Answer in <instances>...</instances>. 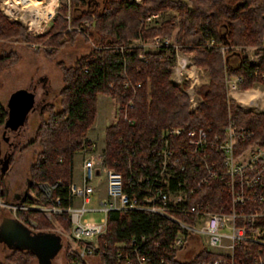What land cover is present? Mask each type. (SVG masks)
<instances>
[{
    "label": "trees",
    "instance_id": "16d2710c",
    "mask_svg": "<svg viewBox=\"0 0 264 264\" xmlns=\"http://www.w3.org/2000/svg\"><path fill=\"white\" fill-rule=\"evenodd\" d=\"M152 14H159V19L145 23ZM154 36L171 38L181 52L191 54L195 67L207 72V83L195 89L201 102L194 110L187 87L171 79L174 49H147L136 44L151 43ZM79 37L90 43L91 48L70 66L56 61L63 84L58 94L60 108L55 110L52 103L41 107L34 138L26 146L38 143L41 148L29 168L30 195L22 194L19 199L22 203L15 197L12 202L28 207L12 215L23 225L34 222L31 232L48 233L55 229L53 221L30 207L50 206L52 198L66 193L57 187L48 198L40 186L50 187L57 182L68 186L73 180L74 155L89 145L87 133L95 121L99 95L116 105L130 97L133 100L134 106L127 112L130 121L124 120L122 113L105 128L101 156L103 166L120 172L124 190L138 200L159 173L158 138L163 130H182L180 136L170 139V148L185 166L186 173L182 175L190 186L203 173L198 161L191 160L192 149L186 136L191 128L221 132L228 120L233 119L264 139V112L242 110L228 95L226 86V80L235 77L242 79L237 84L240 90L264 83V79L253 74L256 69L264 70V0H142L140 4L133 0H66L57 8L46 30L35 35L0 10V41L34 44L36 51H42L50 61ZM249 47L255 48L259 64L244 55ZM220 48H224L223 53ZM140 55L144 58H139ZM15 61L12 51L0 52V73ZM127 80L133 85L139 83L140 87L132 92L124 86ZM6 117V108L0 101V129ZM13 154L11 151L9 162ZM174 168L179 170V166ZM5 176L6 172L0 175V199L8 203ZM177 181L178 176L168 179L170 190L177 189ZM191 197H194L191 202L212 203V211L217 209V200H226L215 181L205 187L203 194L193 192ZM5 209L0 206V219ZM54 220L66 233L70 231L69 222L60 216ZM175 232V225L156 213L109 212L105 232L99 238V251L103 252L95 255L99 264H125L118 257L119 245H127L133 238L139 244L144 237L139 251L150 257L148 264H193L205 257L201 251L192 261L178 260V251L171 248ZM64 256L65 264H84L70 246H66ZM34 258L30 250L15 248L0 258V264H31Z\"/></svg>",
    "mask_w": 264,
    "mask_h": 264
},
{
    "label": "built area",
    "instance_id": "2783aa9c",
    "mask_svg": "<svg viewBox=\"0 0 264 264\" xmlns=\"http://www.w3.org/2000/svg\"><path fill=\"white\" fill-rule=\"evenodd\" d=\"M49 1L38 0L36 3L35 0H29L27 4H22L21 0H5L6 6L4 10L0 7V10L9 19L20 21L30 34H41L59 7L58 0L54 4H49ZM133 1L139 4L141 0ZM158 17L159 14L149 15L145 23L157 20ZM136 44L147 49L172 47L176 57L173 65L176 74L189 78L197 72L190 58L179 53L181 51H178V46L171 38L154 36L151 43ZM220 51L223 53L224 48H220ZM139 58L144 57L140 55ZM260 73L256 69L253 74L258 76ZM190 79L189 86L192 90L195 78ZM241 81L240 77L227 79V93L239 90L237 84ZM124 86L135 92L140 84L133 85L127 80ZM189 99L190 107L198 105L191 91ZM133 106L131 97L123 104H114L113 122L122 113L123 119L130 121L127 112ZM181 134L180 128H169L160 133L158 140L161 149L157 153L161 159L159 173L153 178L151 188L145 191L141 200L124 190L121 173L103 166L101 154L94 152V148L90 146V151L87 152L89 155L82 162L78 178H74L68 186L61 182L50 187L40 186L48 198L52 195L51 190L57 187H62L66 193L52 198L50 206L30 208L40 210L48 220L60 216L69 222L68 234L77 244L80 258L103 252L99 251V238L105 232L109 212L123 214L127 210H143L161 215L175 225L171 248L178 251V260L181 256L187 258L180 260L181 262L192 261L203 251L205 257L193 264H264V144L258 145V151L251 154L249 160L238 163L236 159H240V153L236 154V145L254 139L253 130L230 124L221 135L204 127L191 128L186 135L187 144L192 149L191 160L198 161L203 173L190 186L186 176L182 175L186 173L185 166L170 148V139ZM245 145L246 149L250 148V144ZM175 165L179 166V170L174 168ZM172 175L178 176L177 189L174 191L170 190L168 182ZM101 176H104L106 196L97 200L95 187ZM213 181L226 196L224 202H215V211L210 210L212 203L208 201L191 202L193 192L203 194L205 187ZM4 207L10 209L13 215L16 210L28 208L21 204L6 203ZM92 212L101 215L98 221L84 217L86 213ZM25 226L33 230L35 223L30 221L29 226ZM144 241V237H141L139 244L136 238L131 239L127 245L120 244L119 259L125 264H148L150 257L141 255L139 251V245ZM187 247L190 250H186Z\"/></svg>",
    "mask_w": 264,
    "mask_h": 264
},
{
    "label": "rangeland",
    "instance_id": "374dc122",
    "mask_svg": "<svg viewBox=\"0 0 264 264\" xmlns=\"http://www.w3.org/2000/svg\"><path fill=\"white\" fill-rule=\"evenodd\" d=\"M64 1L66 0H58V5H60ZM2 2L3 3L0 4V7L2 10H4L6 6L4 4L5 0H2ZM35 2L37 3L38 0H35ZM90 48H91V44L84 42L79 37L73 45H66L61 50H59L55 59L53 61H50L49 59H47V56L42 51L39 52L36 51V46L34 44L28 45L23 42L0 41L1 53H7L12 51L16 55L15 63L0 73V101L2 105L6 108L7 101L10 98V96L15 91L20 89H25L28 91L34 90L35 98L38 102L34 110H32L26 118L24 128L21 131L22 135L20 134L14 137L12 143L2 134V129H0V175H3V173L6 172L5 180L7 182V187H8L7 196L9 199L8 203L0 199L1 207H4L5 203L14 204L12 203L14 199V195H18V197L15 198V200L18 201L28 185L30 165L34 163L36 156L41 148L38 143L28 146L27 148L26 146L29 145L34 138L35 130L39 122L41 107L44 104L52 103L55 107V110H58L60 108L58 94L63 84H62L61 71L55 65L56 61L59 60L63 62L65 65L70 66L80 55L86 53ZM254 50L255 48L249 47L245 50L244 55L248 57L250 62L259 64V59L255 55ZM178 51H180L179 48ZM179 53H181V55H184L188 58H191V54H187L183 52H179ZM189 60L191 61V59ZM175 62H176V57H175ZM260 71L261 73L256 77L260 79H264V70H260ZM192 77L195 78L193 84L196 87L203 82L201 79L202 74L199 73L198 70L196 74L193 73ZM241 91L245 93L252 92L255 94L254 99L250 100L251 102L248 104L246 103L239 104L234 99L236 101V104L242 110L253 111L255 113L264 112L263 82L256 83L251 87ZM97 102H98V108H97L95 121L93 126L89 129L87 133V139L89 145L87 146V149H83L82 151L75 153L74 155V168H75V172L77 173L78 170H80L81 161L83 162L84 158H86V156L89 155V153L87 152L90 151V146L94 148V152L100 154L102 153V150L104 148L105 128L114 121L113 114L111 112V108L114 106L113 101L103 95H99L97 98ZM230 124L249 128L245 125L237 124L233 119H229L227 124L223 127L222 131L215 133H219L223 135L224 132L227 131ZM244 143L250 144V148L246 149V145ZM244 143H240L236 145V154L240 153L239 155L240 159H236L238 163L246 162L247 160H249L250 155L258 151L259 149L258 145L261 146L262 144H264V139L257 137L255 132V138L250 141H246ZM24 147L25 149H23ZM11 151L12 153L14 152V154L12 161L9 162L8 157ZM100 179L104 180V176H101ZM104 189H105V184L104 182H102V185H100L101 198H105ZM28 195H30V190L28 191ZM4 208L6 209H5L4 217L0 219V226L2 225L4 220H7L8 218H13L12 212H9L7 207ZM84 217L87 218L88 220L98 221L101 215L92 212V213H86ZM50 221H53V223L55 224L54 225L55 229L49 233L58 235L60 237V248L56 250L54 254L51 256L50 264H65L66 261H65L64 253L66 246H70L71 249L74 250L77 254H78V246L74 241L71 240L70 234L66 233L62 229V225L60 223H56L54 219ZM2 238L3 237L0 236V258H2L3 256H5L6 254H8L10 251L13 250L8 245V243H6ZM80 259H82V262L84 264H99V260L96 255L86 256ZM180 260H187V258L181 256ZM31 264H39L38 259L34 258Z\"/></svg>",
    "mask_w": 264,
    "mask_h": 264
},
{
    "label": "water",
    "instance_id": "95a60500",
    "mask_svg": "<svg viewBox=\"0 0 264 264\" xmlns=\"http://www.w3.org/2000/svg\"><path fill=\"white\" fill-rule=\"evenodd\" d=\"M37 105L35 91L20 89L15 91L7 101V117L2 127V134L12 143L14 137L22 135L28 114ZM30 181L23 192L27 196ZM22 203V201H20ZM7 227L6 235L2 229ZM0 236L12 248L30 250L38 259L39 264H50V258L60 248V237L48 233H33L15 218L4 220L0 226Z\"/></svg>",
    "mask_w": 264,
    "mask_h": 264
},
{
    "label": "crops",
    "instance_id": "0c3cea01",
    "mask_svg": "<svg viewBox=\"0 0 264 264\" xmlns=\"http://www.w3.org/2000/svg\"><path fill=\"white\" fill-rule=\"evenodd\" d=\"M142 1V0H141ZM141 1H140V3H141ZM139 3V4H140ZM170 14V13H169ZM158 19H159V17H158ZM172 40V39H171ZM191 59V58H190ZM197 70H198V72L199 73H201L202 74V77H201V79H202V83L201 84H199V86H201L202 84H205V83H207V81H208V75H207V72L206 71H204V70H202V69H200V68H197V67H195ZM190 78H193V77H189V78H187L186 76H178L177 74H176V72H175V70H174V68H173V70H172V75H171V79H172V81H174L176 84H178V85H180V86H186L187 87V89H186V92L190 95V91H191V95L193 94V98H194V100L199 104L200 102H201V97L195 92V89H197L199 86H193L192 87V90H190V86H189V84H190V82H191V80H190ZM229 94V96H231L233 99H235L239 104L241 103V104H248L249 103V101L250 100H253V99H249L248 97H246L245 96V92H242L241 90H237V91H232L231 93L229 92L228 93ZM254 97H255V95H254ZM245 101V102H244ZM114 103V102H113ZM198 106V105H197ZM114 107V106H113ZM113 107L111 108V112H112V114H113ZM97 108H98V102H97ZM196 108V106L195 107H191V109H195ZM113 123V122H112ZM81 165H82V161H81V163H80V168H81ZM77 172H75V168H74V177H73V179L75 178H78V176H79V173H80V170H78V173L76 174ZM102 182H104V180L103 179H97V183H96V187H95V189H96V199L97 200H101V199H104V198H101L100 197V185H102ZM104 192H105V189H104ZM105 196H106V193H105ZM186 250H190V247H187L186 248ZM188 254H189V251H188Z\"/></svg>",
    "mask_w": 264,
    "mask_h": 264
},
{
    "label": "bare ground",
    "instance_id": "6f19581e",
    "mask_svg": "<svg viewBox=\"0 0 264 264\" xmlns=\"http://www.w3.org/2000/svg\"><path fill=\"white\" fill-rule=\"evenodd\" d=\"M42 1V0H41ZM29 2V0H25V1H23V0H21V3L22 4H27ZM49 2H51V3H49V4H54L55 3V0H50ZM54 2V3H53ZM27 6V5H26ZM50 5H48V7H49ZM28 7H30V5H28ZM24 8H25V6H24ZM49 11V10H48ZM254 93H252V92H247V93H245V96L246 97H248L249 99H253L254 98Z\"/></svg>",
    "mask_w": 264,
    "mask_h": 264
},
{
    "label": "flooded vegetation",
    "instance_id": "af4514ba",
    "mask_svg": "<svg viewBox=\"0 0 264 264\" xmlns=\"http://www.w3.org/2000/svg\"><path fill=\"white\" fill-rule=\"evenodd\" d=\"M38 103V102H37ZM9 158V157H8ZM14 197L15 198H17L18 197V195H14ZM2 232H3V234H5L6 235V233H7V227L6 228H4V229H2Z\"/></svg>",
    "mask_w": 264,
    "mask_h": 264
}]
</instances>
